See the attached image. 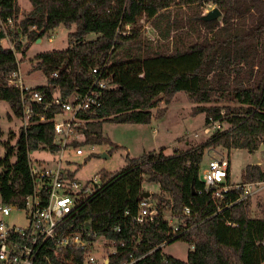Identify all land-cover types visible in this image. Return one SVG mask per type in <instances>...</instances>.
<instances>
[{"label": "trees", "instance_id": "trees-1", "mask_svg": "<svg viewBox=\"0 0 264 264\" xmlns=\"http://www.w3.org/2000/svg\"><path fill=\"white\" fill-rule=\"evenodd\" d=\"M29 2L30 10L19 17L17 0H0V18L11 16L15 21L11 33L14 49L0 43V100L8 102L16 117H22L21 94L9 82L18 70L16 53L24 55L27 50L19 37L32 41L59 24H74L75 29L68 33L73 42L67 48L35 56V67L47 77V83L35 89L47 99L56 92L68 96L84 91L92 68L107 63L106 75L112 86L105 90L99 107L81 114L85 119L79 127L83 140L74 142L75 146L108 142L102 133L104 121L149 123L152 109L163 98L169 102L179 91L197 103L214 101L198 108L205 113L206 124L209 118L229 124L189 150L170 155L152 151L128 157L127 166L119 171L101 170L102 179L107 181L70 223L115 242L109 264H122L131 258L135 259L132 264H264V214L250 216L249 200H243L213 215L216 204L199 177L202 158L210 148L221 146L228 152L242 148L253 153L264 146V0ZM209 2L219 7L222 16L200 20ZM171 7L177 11L171 12ZM183 7L185 12L181 13ZM142 19L158 31L159 41L145 39ZM185 20L192 23L190 31L183 29ZM32 25L36 29H30ZM91 32L98 35L85 40ZM4 38L0 26V41ZM222 98L234 100L238 106L223 113L218 105ZM165 109L157 111L156 116L163 115ZM59 111V107L44 109L32 103L26 129L20 127L13 145L9 141L4 144L6 154L0 159L2 203L23 204L31 191L28 151L46 147L53 150L51 119ZM40 114L45 120H39ZM241 177L244 182L262 181L264 171L258 164H247ZM144 181L159 185L160 193L150 194L157 202L159 215L151 222L138 224L132 218L144 192ZM231 196L236 197V193ZM185 207H190V216L182 215ZM166 211L176 215L180 223L193 225L192 229L174 236L161 218ZM177 239L192 245L185 261L161 252V244ZM78 254L80 264L82 257Z\"/></svg>", "mask_w": 264, "mask_h": 264}, {"label": "built area", "instance_id": "built-area-1", "mask_svg": "<svg viewBox=\"0 0 264 264\" xmlns=\"http://www.w3.org/2000/svg\"><path fill=\"white\" fill-rule=\"evenodd\" d=\"M214 6L210 2L206 3L205 10ZM0 26L5 32V38L15 31V21L11 16L5 20L0 18ZM30 29H36V26L32 25ZM8 47L14 49L13 45ZM106 67L107 63H104L92 68L86 90L73 92L68 96L56 92L49 99L35 89V86L24 84L16 75L18 70L12 75L9 83L17 86L21 94L23 129L28 126L32 103L43 105L44 109L59 107L60 111L51 119L54 124L53 150L44 148L52 152V164L34 161L31 151H28L31 191L25 195L22 205L2 203L0 207L3 215H9L12 210L18 209L24 211L26 218L23 226L0 221V264H79V252L82 257L80 264H109V254L115 250V242L95 235L87 227H75L70 223L77 211L107 181L102 179L99 172L92 179L80 182L75 174L77 166L73 167L71 158L73 155H83L86 146L91 147L75 146L73 143L83 140L79 127L85 119L81 114L99 107L105 90L112 86L106 75ZM55 75L54 72L53 76ZM39 120H45V116L40 114ZM216 129H221L219 121L209 118L205 132L212 133ZM200 179L205 191H209L216 204L213 215L222 213L239 201L248 200L251 195L264 189V180L232 181L228 154L212 157ZM232 192L236 193V197L231 196ZM191 213L190 207H185L182 211L183 216H190ZM158 215L157 202L147 197L140 200L132 220L138 224L148 223ZM161 218L170 225L174 236L185 234L193 227L180 223L177 216L168 211L162 213ZM226 223L231 224L230 221ZM134 260L131 258L122 264H132Z\"/></svg>", "mask_w": 264, "mask_h": 264}, {"label": "rangeland", "instance_id": "rangeland-1", "mask_svg": "<svg viewBox=\"0 0 264 264\" xmlns=\"http://www.w3.org/2000/svg\"><path fill=\"white\" fill-rule=\"evenodd\" d=\"M19 4V17H22L31 4L29 0H17ZM206 3L203 7L204 13ZM171 12L177 11L176 7H171ZM185 12V8H181V13ZM192 23L185 20L183 29L190 31ZM128 28V27H127ZM75 29L73 24L66 27L63 24L47 31L39 41L26 40L24 36H20L19 40L27 45L24 55L16 53L18 60V78L28 86H39L47 83V77L42 70L35 67V56L42 52L51 50H60L68 47L70 42L68 33ZM141 32L146 40L155 43L159 38L158 31L149 23L142 19ZM98 34L96 32L88 33L85 40L94 39ZM12 35L2 39L0 43L5 46H14ZM190 38H193L191 34ZM159 41V40H158ZM17 78V79H18ZM218 105L225 113L230 108H235L238 104L234 100L222 98L218 101ZM214 101L208 103L194 102L184 91L177 92L169 102L163 100L152 109V117L149 123H118L104 121L102 123V133L109 140L86 146L83 155H73L72 165L77 166L76 176L80 182H86L97 176L101 170L107 172H115L127 166L128 157H138L144 153L162 150L164 154L170 155L177 151H186L198 146L210 136L205 132V113L199 111L200 106H208ZM166 108L161 116H156L157 111ZM159 113V112H158ZM221 129H226L229 124L226 120L219 122ZM22 126L20 118L16 117L5 100H0V159L5 157V143L14 144ZM92 152V154H91ZM109 152V153H108ZM228 154L229 173L232 181H242L244 167L247 164H258L262 170L264 169V146L261 145L258 150L253 153L242 148H234L228 152L221 146L213 147L206 150L199 169V177L203 175V171L212 157H219ZM31 157L34 161L52 164L54 159L52 152L45 149H37L31 151ZM14 161V157L11 158ZM2 167L0 166V172ZM142 188L150 193H160L159 185L156 182L144 181ZM154 199V198H153ZM250 213L252 217H263L264 214V189L251 195L248 199ZM2 202L0 200V207ZM0 221H4L9 225L23 226L26 224V218L23 210L14 209L9 215H3L0 212ZM102 243V239H99ZM161 252L166 257L185 261L187 254L192 250L190 242L184 239H177L170 243L160 245Z\"/></svg>", "mask_w": 264, "mask_h": 264}, {"label": "water", "instance_id": "water-1", "mask_svg": "<svg viewBox=\"0 0 264 264\" xmlns=\"http://www.w3.org/2000/svg\"><path fill=\"white\" fill-rule=\"evenodd\" d=\"M222 16V12L219 9V7L214 6L211 9H209L207 12L203 13L202 15H200L198 18L200 20H204V21H211L214 19H218ZM40 38H38L37 41H39ZM195 190L194 188H192V193L194 194ZM150 195L149 191H144L141 193L140 198H147Z\"/></svg>", "mask_w": 264, "mask_h": 264}, {"label": "crops", "instance_id": "crops-1", "mask_svg": "<svg viewBox=\"0 0 264 264\" xmlns=\"http://www.w3.org/2000/svg\"><path fill=\"white\" fill-rule=\"evenodd\" d=\"M31 8V7H30ZM29 11V10H28ZM46 84V83H45ZM92 154V153H91ZM76 174V173H75ZM143 187V186H142ZM144 191H146V190H144ZM151 194V193H150ZM148 197H150V195L148 196Z\"/></svg>", "mask_w": 264, "mask_h": 264}]
</instances>
